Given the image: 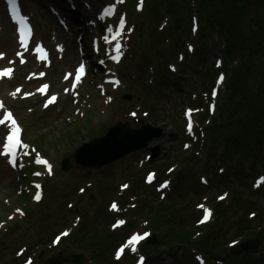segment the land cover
Masks as SVG:
<instances>
[{"label":"rangeland","instance_id":"374dc122","mask_svg":"<svg viewBox=\"0 0 264 264\" xmlns=\"http://www.w3.org/2000/svg\"><path fill=\"white\" fill-rule=\"evenodd\" d=\"M0 1L10 20L4 1ZM66 1L22 0L23 12L35 27L30 45L23 46V61L36 68L39 79L28 83L33 75L29 70L22 84L9 76L0 77L3 110L16 114L28 145L21 149L20 168H12L0 154V264H45L48 258L69 252L84 254L80 264L222 263L219 257L237 250L248 238L244 229L264 226V220H257L237 227L244 210L255 214L264 210V182L260 180L264 148L256 162L251 155L242 158V152L228 160L227 141L221 142L218 121L242 102L222 107L227 80L220 89L223 81L221 75L216 78L217 67L221 58L224 65L225 59L232 66H236L233 61H241L240 56L225 55L235 42L248 53L252 47L258 50L252 43L261 40L264 58V0H221V10L224 7L226 17L231 14V18L216 20L206 16V3L204 10L193 0H144L139 9L141 0H75V8ZM113 6L114 12L104 16L102 9ZM199 13L202 29L192 33V16ZM121 18L124 29L111 42L109 35L119 31ZM230 31L239 39L233 41ZM9 38L13 45L8 60L14 63L16 55L12 53L21 46L18 28L11 27ZM189 42L194 44V52L188 51ZM180 53L185 55L183 61ZM79 62L87 69L77 89L71 90L68 74ZM7 68L13 66L0 70ZM258 76L256 83L253 75H248L245 85L253 89L250 96L257 89L264 92ZM56 80L66 84L68 95L40 91ZM51 96L57 99L45 107ZM185 108L192 109L191 131ZM221 108L227 110L225 114ZM254 108L264 125V101ZM118 122L134 128L149 122L177 133V137L154 139L150 146L160 145L161 150L150 162L144 148L98 169L77 164L75 151ZM8 130L0 125V143ZM260 132L264 133V128L257 135ZM250 143L229 145V149L249 150ZM37 155L53 167L51 172L45 167L41 178L36 175ZM148 173L153 174V183L146 182ZM164 183L168 185L162 187ZM113 203L118 210L112 209ZM217 205L229 206L235 213L211 232ZM207 213L210 218L205 225L201 221ZM258 217L248 213L252 220ZM134 234L144 238L134 245L135 251L133 246L126 247L118 258V250ZM153 234L159 242L148 245L146 240ZM56 235H61L59 243ZM206 236V248L212 249L207 253L199 243ZM260 250L264 253V247Z\"/></svg>","mask_w":264,"mask_h":264},{"label":"trees","instance_id":"16d2710c","mask_svg":"<svg viewBox=\"0 0 264 264\" xmlns=\"http://www.w3.org/2000/svg\"><path fill=\"white\" fill-rule=\"evenodd\" d=\"M216 17L217 15L213 13ZM211 13H209L208 17H211ZM236 36V35H235ZM234 36L233 41H236V37ZM253 46L256 47L258 50H254L252 47L251 50L248 49L247 56L250 57L249 64H243L239 67L235 68L231 77L229 78V87H228V94L226 97L229 98V108L232 103L241 100L242 105L240 107H236L235 110H230V114L228 116L229 123H225L226 126H229V135H227V138L225 141L226 147L229 150L228 152V160L234 156V153L242 152L241 156L242 158H248V155H251V158H254L257 160V156L261 155V148L264 141V133L260 132V135H257V132L260 131L261 128H264V125L261 124L260 118L255 115V105H258V101H264V92L256 90V93L253 96H250L253 89L247 88L245 83L248 79V75L252 74L255 82L257 83V80L259 78L258 74L261 76V83L264 84V58L261 55V51L263 50V47L253 42ZM237 46L236 42L235 44L231 45L229 47L228 52L229 53H236L237 52ZM255 53L254 57L251 58V55ZM247 69V73H245ZM240 104V103H239ZM234 118L233 120H231ZM231 120V121H230ZM233 127V132L231 126ZM241 142H251V149L249 150H243L242 148L237 149L234 152H231L229 149V145L232 147H237ZM263 160V159H262ZM264 165V164H263ZM217 216L215 217V221L209 226L211 228V232L216 229V227L219 226V223L228 222V215L230 213H235L233 208L223 206V205H217ZM240 207V205H238ZM249 210H244L242 212V215L239 217V221L237 223L240 225V223H248L251 225L252 223L256 222L257 220H264V210H259L255 220H252L248 218ZM259 221V223H260ZM255 224V223H254ZM262 226V225H261ZM247 230L248 236H254V238H259L260 240H264V227H261L258 230H253V228L248 227L244 229L243 231ZM243 231L241 233H243ZM96 237V236H95ZM185 237V236H183ZM208 236L204 239H200L199 243L203 244L202 250H210L207 249L206 246L208 243L204 241L207 239ZM184 239V238H183ZM212 241L209 243L211 244ZM264 247V246H263ZM236 260H238V264H264V253L262 250H260V256H256L253 254H245L241 255L238 258L236 256L233 257V263L236 264Z\"/></svg>","mask_w":264,"mask_h":264},{"label":"water","instance_id":"95a60500","mask_svg":"<svg viewBox=\"0 0 264 264\" xmlns=\"http://www.w3.org/2000/svg\"><path fill=\"white\" fill-rule=\"evenodd\" d=\"M162 136H164L162 129L154 128L149 124L137 130H133L125 124H117L111 127L103 137L84 144L77 150L75 157L77 162L83 166H95L98 168L123 157L131 151L145 148L153 138ZM170 136L174 137L173 134H170ZM152 152V159H154L159 153V146L152 148ZM155 242L157 240L153 236L149 243L153 244ZM260 244H264V241L249 240L240 245L241 250L237 253L256 251ZM82 260L83 255L69 254L67 256H58L55 259H48L47 264H63L68 261L80 263Z\"/></svg>","mask_w":264,"mask_h":264},{"label":"snow or ice","instance_id":"6c2138e0","mask_svg":"<svg viewBox=\"0 0 264 264\" xmlns=\"http://www.w3.org/2000/svg\"><path fill=\"white\" fill-rule=\"evenodd\" d=\"M142 2L143 0H141V7H142ZM7 4L9 6V8L11 9V12H12V18L14 20L17 19V12H18V0H7ZM114 12V6L109 8V9H105V14H112ZM20 22L21 23H25L27 21V18L26 17H23V16H20L19 18ZM124 19L121 18V21H120V25H119V28L120 30L117 31L115 33V36H119L121 34V32L123 31V26H124ZM111 31V29L109 30ZM28 32L30 33L31 32V26L29 25L28 26ZM20 33H21V43L22 45H25V30L23 28L20 29ZM104 39L107 41L108 40V37L105 36ZM120 45L117 44L116 45V51L119 53L120 52ZM3 53H0V58H3ZM17 55H20L22 57V53H17ZM113 59H116L118 60L119 57L118 56H114ZM21 62H24L23 60H21ZM13 72V69L12 68H7V69H3V70H0V77L2 76H11ZM84 72V66L81 65L80 68L78 69L77 71V74H76V81H79L80 80V77L81 75L83 74ZM72 74H68V76H71ZM67 78V77H66ZM220 80L222 81L223 80V76L221 75L220 77ZM118 83V81H117ZM44 89H47L48 88V85H44L43 86ZM20 89H17V92H19ZM40 91H43V89H40ZM215 95V93H213ZM12 95H16V93H13ZM26 95H29L28 93H26ZM57 99L56 96H51L48 101L46 102L45 104V107L48 106V104H51V103H54L55 100ZM4 104L3 102H0V110H3L4 109ZM191 113H192V109H189L188 110V113L187 115L189 116V119L191 118ZM8 123V127H9V133L8 135L5 137V143L3 144V153H0V154H4V155H11V163L13 164V166L16 165V156H17V150L18 149H26L28 148V145L24 144L23 141L21 140L20 138V133H21V129L16 121V119L14 118L12 112L10 110L6 111L4 113V115L2 117H0V125H4ZM191 119H190V123H189V130L191 131ZM27 154V153H25ZM36 163L37 164H44V165H47V168H48V171L51 172V164L48 163V161L46 160H43L41 157H39L37 155L36 157ZM36 175H40V173H36ZM37 187H39V185H37ZM123 187H127V185H124ZM162 187H166V184L165 185H162ZM223 198V197H221ZM35 199L39 200L40 199V195L37 194V196L35 197ZM112 209L114 210H118L117 209V205L115 203L112 204ZM200 207L202 208L203 205H200ZM209 215L210 213H207L205 216H204V221H206L208 218H209ZM204 221H201L204 222ZM124 222L123 221H118V224H123ZM147 235V234H145ZM144 237L139 235V234H134L133 236H131L129 238V240L126 242V244L124 246H122L118 252H117V257L119 258V255L121 253H123L124 249L126 247H129V246H133L132 250L135 251V247L134 245L136 243H138L141 239H143ZM27 264H31V262H27Z\"/></svg>","mask_w":264,"mask_h":264},{"label":"bare ground","instance_id":"6f19581e","mask_svg":"<svg viewBox=\"0 0 264 264\" xmlns=\"http://www.w3.org/2000/svg\"><path fill=\"white\" fill-rule=\"evenodd\" d=\"M37 4V3H36ZM25 5V3H24ZM4 19V20H3ZM0 20L1 22H8L7 25L3 26L0 23V53H3V58H0V68L4 67L6 65H11L13 66V72L9 78L11 80H18L20 81L18 84H22L25 79L26 72L32 71L34 74H36L38 71H36V68L31 67V66H26L25 62H21V60L25 59L26 52L22 47H17L12 54L16 55V59L14 63H11L10 60H8V55L12 51V42L9 38V32L11 31V27H14V21L12 20V24L9 22L8 17L3 13V9L1 6V1H0ZM11 26V27H10ZM17 53H22V57L20 55H17ZM27 67V69H26ZM38 79L36 76H32L28 81V83L35 82ZM46 85H48V89H53L58 93H61L63 96H66L69 94L68 91L64 90V84H61L60 80L56 81H51L48 82ZM7 123L3 125V127H7Z\"/></svg>","mask_w":264,"mask_h":264}]
</instances>
